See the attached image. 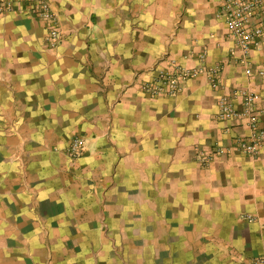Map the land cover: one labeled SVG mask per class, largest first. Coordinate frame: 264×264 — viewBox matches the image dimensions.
Returning <instances> with one entry per match:
<instances>
[{
    "label": "crops",
    "instance_id": "crops-1",
    "mask_svg": "<svg viewBox=\"0 0 264 264\" xmlns=\"http://www.w3.org/2000/svg\"><path fill=\"white\" fill-rule=\"evenodd\" d=\"M50 2L54 47L21 4L0 14V264L264 255V149L232 147L249 140L250 116L264 125V52L247 74L218 0ZM171 64L195 74L173 97L144 95ZM222 98L235 117L219 116ZM76 136L85 147L72 158Z\"/></svg>",
    "mask_w": 264,
    "mask_h": 264
},
{
    "label": "built area",
    "instance_id": "built-area-1",
    "mask_svg": "<svg viewBox=\"0 0 264 264\" xmlns=\"http://www.w3.org/2000/svg\"><path fill=\"white\" fill-rule=\"evenodd\" d=\"M15 3L21 4L34 19L44 23L47 47L59 44L61 41L59 20L51 7L50 0H0V14L10 10ZM216 16L224 22V37L229 43L231 53L239 54L240 62L246 65V73L252 74V68L248 66L250 53L253 50L264 52V0H218ZM194 74L191 69L171 64L169 69L159 70L152 80L142 82L140 90L150 98L173 97L181 91L184 82ZM250 98L247 95L244 107L246 112H251ZM217 106L219 116H236L229 99H220ZM249 122L252 131L249 140L237 139L232 147L245 156L254 157L264 149V125L259 126L254 116H250ZM84 147L85 140L76 136L68 143L66 154L76 158L82 154ZM219 153L228 154L224 149L211 150L199 161L206 163L211 154ZM250 264H264V255L253 257Z\"/></svg>",
    "mask_w": 264,
    "mask_h": 264
},
{
    "label": "rangeland",
    "instance_id": "rangeland-1",
    "mask_svg": "<svg viewBox=\"0 0 264 264\" xmlns=\"http://www.w3.org/2000/svg\"><path fill=\"white\" fill-rule=\"evenodd\" d=\"M58 45V44H57ZM200 160V159H199Z\"/></svg>",
    "mask_w": 264,
    "mask_h": 264
}]
</instances>
